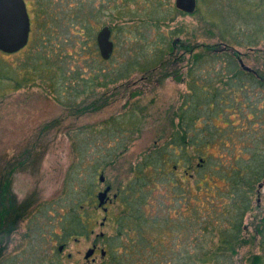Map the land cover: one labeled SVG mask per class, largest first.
I'll list each match as a JSON object with an SVG mask.
<instances>
[{
    "label": "trees",
    "instance_id": "16d2710c",
    "mask_svg": "<svg viewBox=\"0 0 264 264\" xmlns=\"http://www.w3.org/2000/svg\"><path fill=\"white\" fill-rule=\"evenodd\" d=\"M25 2L30 7L29 40L21 50L25 58L14 69L0 61L3 92L9 83L18 90L40 79L50 86L60 83L64 94L77 100L94 97L98 88L127 81L133 72L143 73L149 82L157 70V82L171 77L186 84V92L170 117L169 136L141 155L130 168L132 177L112 198L118 211L104 207L109 200L101 207L106 209L101 224H109L112 231L97 238L103 241L102 264H264V208L255 201L264 185V71L244 65L242 58L250 56L235 50L264 40V9L257 11V5V12H243L244 0L239 6H227L212 22L221 41L199 44L180 40L183 28L160 32L175 15H184L176 7H167L164 0H147L150 11L142 14L127 9L135 0H119L120 4L107 0L113 11L108 21L126 23L116 25L115 30L129 28L136 37L130 42L131 56L109 66L96 45L95 25L101 24L103 6L93 7L92 0ZM237 21L249 27V33L242 31ZM153 27L157 36L150 40ZM77 43L91 49L90 57L93 55L86 63V77L85 67L71 68L69 49ZM119 89L128 91V82L114 87ZM137 91H131L129 99ZM114 93L118 92L103 95L102 100L98 96L80 113L99 111ZM140 112L131 105L122 115L81 132L92 138L83 135L75 145L76 171L82 170L87 156L93 157L85 168L88 173L80 179L81 191L67 200V211L60 217L55 236L62 247L71 238H87L95 227L96 222L88 225L86 221L85 206L97 201L99 176L128 152L140 134L144 120ZM106 138L113 144L101 141ZM2 196L0 262L20 220L13 203L6 200L7 206L5 194ZM49 206L42 207L43 214L50 212ZM255 210L258 214L249 231L245 218ZM243 248H250L249 253L238 260ZM32 250L30 247L35 255Z\"/></svg>",
    "mask_w": 264,
    "mask_h": 264
},
{
    "label": "rangeland",
    "instance_id": "374dc122",
    "mask_svg": "<svg viewBox=\"0 0 264 264\" xmlns=\"http://www.w3.org/2000/svg\"><path fill=\"white\" fill-rule=\"evenodd\" d=\"M92 2L93 7L103 6L104 8L101 24L95 25V33L103 25L112 29L111 41L114 50L107 63L109 66L120 64L133 52L130 42L136 39L134 32H130L129 28L120 29L118 32L115 30L116 25L123 27L126 23L122 20L113 23L108 21L107 17L113 14V11L110 10L111 6L107 0H92ZM241 2L242 0H209L207 2L195 0L194 8L190 13L175 15L166 26L160 28V32L166 34L183 28L184 34L178 36L182 41L199 44L219 43L221 39L218 29L212 25L213 21H217L215 15L218 16L219 11L227 6H239ZM118 3L120 4L119 0ZM164 3L175 8V0H164ZM257 5V11L263 10L264 0H244L242 11L257 12L255 8ZM27 9H30L29 3ZM127 9L136 14L150 11L147 0H135L128 5ZM238 25L242 31L247 29L249 33V27H245L241 22H238ZM149 32L150 40L157 36L155 27ZM89 46L93 47L90 44ZM89 50L79 43L69 49L73 58L71 68L85 67V77L87 76L86 63L93 57V55L90 57L91 49ZM235 50L242 55L250 56L242 58L244 65L264 71L263 39L259 40L256 46L250 48L237 46ZM24 53L25 51H21L7 55L0 52V61H6L9 68L14 69L24 60ZM182 70L185 71V69ZM158 72L159 70L155 71L149 82L144 80L143 73L133 72L127 81L108 85L107 88H98L95 90L94 97L83 96L77 100H72L69 94H64L60 83L55 87V85L44 84L40 79L18 90L14 89V83H9L4 91L7 93L5 96L0 90V203L3 199L2 195L5 194L4 201L10 199L13 207L16 208L15 212L20 216L16 229L10 241L7 242V248L1 255L0 264H9L11 260L12 262L15 260L16 256H18L17 261L15 260L16 263L13 264H29L30 261L34 264H102L100 253L103 241L97 238L103 234L111 235L112 231L108 227L109 224L102 226L101 222L106 213L102 211L103 208L97 207V201L85 206L88 225L92 221L96 222L92 232L89 226L90 234L87 238L80 237L77 240L71 238L58 252L61 243L55 235L59 234L60 217L67 211L70 202L67 200L70 197L76 198L77 193L81 191L80 179L88 173L85 168L93 157L87 156L81 166L82 170L76 171L78 150L75 145L84 139L83 135L84 137L86 135L87 140L92 138L86 133L81 134L85 129L100 126L111 117L122 115L131 105L141 110L144 120L140 134L132 142L128 152L102 173L104 183L97 181L96 184V194L110 187L109 201L104 207L116 213L118 210L111 204L112 198L118 188L132 177L130 168L141 158V155L157 140H164L169 136L172 129L170 117L180 104V96L186 92V84L179 83L171 77L157 82ZM125 82H128V91L114 90V87ZM131 91H137V94L129 99ZM112 92L118 93H114L109 103L99 111L80 113V109L91 103L93 99L112 94ZM107 139L101 141L113 144L111 141H106ZM3 189L5 192L1 193ZM255 201L260 209L264 208V185L259 190V196ZM5 202H3L4 205ZM49 204L50 212L43 214L42 207ZM6 205L8 206L9 202H6ZM256 214H258L257 210L245 218L249 231H252L250 226ZM30 247L33 248L35 255L30 253ZM93 247H96L95 253L86 260L87 251ZM249 250L250 248L240 250L238 260L245 257Z\"/></svg>",
    "mask_w": 264,
    "mask_h": 264
},
{
    "label": "water",
    "instance_id": "95a60500",
    "mask_svg": "<svg viewBox=\"0 0 264 264\" xmlns=\"http://www.w3.org/2000/svg\"><path fill=\"white\" fill-rule=\"evenodd\" d=\"M195 0H175V7L184 13H190L194 8ZM30 35V17L25 0H0V52L11 55L24 49L28 43ZM96 45L100 57L107 61L110 59L114 45L111 41V30L108 26H103L96 34ZM242 67L247 70L245 66ZM99 181L104 183L101 174ZM110 187H106L97 194L98 206L103 207L108 201ZM105 212L106 209H103ZM63 249L59 247V251ZM95 247L88 250L85 259L88 260L94 254ZM101 256L104 252L101 251Z\"/></svg>",
    "mask_w": 264,
    "mask_h": 264
},
{
    "label": "flooded vegetation",
    "instance_id": "af4514ba",
    "mask_svg": "<svg viewBox=\"0 0 264 264\" xmlns=\"http://www.w3.org/2000/svg\"><path fill=\"white\" fill-rule=\"evenodd\" d=\"M94 253H95V251H94Z\"/></svg>",
    "mask_w": 264,
    "mask_h": 264
}]
</instances>
